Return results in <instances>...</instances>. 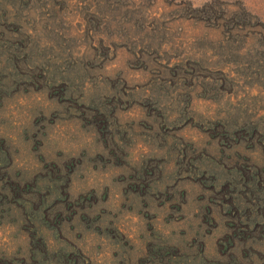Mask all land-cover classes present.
Listing matches in <instances>:
<instances>
[{"label":"rangeland","instance_id":"1","mask_svg":"<svg viewBox=\"0 0 264 264\" xmlns=\"http://www.w3.org/2000/svg\"><path fill=\"white\" fill-rule=\"evenodd\" d=\"M0 264H264V0H0Z\"/></svg>","mask_w":264,"mask_h":264}]
</instances>
